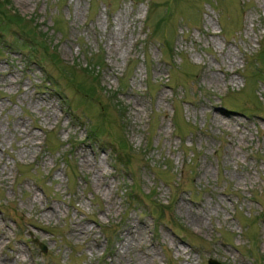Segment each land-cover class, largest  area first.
Listing matches in <instances>:
<instances>
[{"label":"rangeland","instance_id":"1","mask_svg":"<svg viewBox=\"0 0 264 264\" xmlns=\"http://www.w3.org/2000/svg\"><path fill=\"white\" fill-rule=\"evenodd\" d=\"M7 8L0 264H264V0Z\"/></svg>","mask_w":264,"mask_h":264},{"label":"trees","instance_id":"2","mask_svg":"<svg viewBox=\"0 0 264 264\" xmlns=\"http://www.w3.org/2000/svg\"><path fill=\"white\" fill-rule=\"evenodd\" d=\"M8 3H9V0H0V23H4L3 24V30L1 29V32L2 31H6L7 28H11V24L12 23H14V25L17 26L20 22L23 23V21L24 22L27 21V20H25L24 17H21L18 14H12L9 11H7V10H9V8H7ZM151 6H150V10H151ZM150 10H149V12H150ZM149 12H148V16H149ZM23 24H25V23H23ZM23 30H25V31H23ZM18 33H19V35H17V39L19 38L20 41H22L24 39V41H22V43L26 47H28L29 45L30 46H35V47L41 46V44H42L41 42L42 41L38 42L37 40H35L36 38H34V36L33 37H29L33 33V32H30V30H26V28H21V30H18ZM53 55L57 56L55 53H53ZM53 60H55V62H56L55 58H53ZM69 69L72 72H77V68H75L74 66L70 67ZM77 87L80 90H82L85 93L86 96H88L90 98H94L96 92L99 91V86L98 85H94V84L90 85V84H87V83H85L83 81H81V83L77 84ZM92 133H93V135L95 133V135L97 136L99 134L98 128H96V130L93 131ZM120 143H121V147H119V146L115 147L116 148L115 152H116V155L119 158L121 156L120 159H122V157L124 158V154H126L124 152V150L127 149L126 140L122 137L120 139Z\"/></svg>","mask_w":264,"mask_h":264},{"label":"bare ground","instance_id":"3","mask_svg":"<svg viewBox=\"0 0 264 264\" xmlns=\"http://www.w3.org/2000/svg\"><path fill=\"white\" fill-rule=\"evenodd\" d=\"M213 79H217V77L216 76H214V78ZM34 141H32V143H33ZM87 165L90 163L89 162V160H87V162H85ZM92 167H96L97 168V170L99 171V174H101L102 176H104V174H103V170H101L100 171V167H99V164H98V162H93V164H92ZM50 212H52L53 214H55L57 211H56V208L54 207V206H52V205H48L47 207H46ZM85 229V228H84ZM84 229H81L80 230V227L79 226H77V225H74V228H73V230L74 231H76L75 233L76 234H78V232H86L87 230H84ZM4 233H2L1 235H3Z\"/></svg>","mask_w":264,"mask_h":264},{"label":"water","instance_id":"4","mask_svg":"<svg viewBox=\"0 0 264 264\" xmlns=\"http://www.w3.org/2000/svg\"><path fill=\"white\" fill-rule=\"evenodd\" d=\"M35 241L38 242L37 239ZM39 245H40V247L42 248L43 251L47 250V247H46V245L44 243L41 242V243H39ZM210 264H222V263L218 262L217 260H213V261L210 260Z\"/></svg>","mask_w":264,"mask_h":264}]
</instances>
